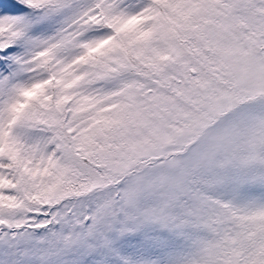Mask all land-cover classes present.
<instances>
[{"label":"rangeland","instance_id":"obj_1","mask_svg":"<svg viewBox=\"0 0 264 264\" xmlns=\"http://www.w3.org/2000/svg\"><path fill=\"white\" fill-rule=\"evenodd\" d=\"M135 1L112 12V5L100 0L105 8L83 25L100 26L98 21L112 14L117 25ZM132 9H144L140 29L149 28L140 48L135 35L132 45L126 38L122 49L110 42L114 48L107 43V49L96 51L109 66L80 72L77 86L94 83L100 90L86 91L81 99L89 104L70 117V130L59 135L57 115L38 99L31 104L43 111H14L10 133L27 135L39 125L35 116L57 129L64 150L48 158L46 179L54 188L44 203L112 190L128 208L179 200L187 205L188 231L195 227L215 242L208 249L196 239L182 241L177 255L187 248L188 258L210 261L221 255L217 241L230 249L241 240L230 217L199 189L224 195L225 204L237 201L243 209L254 205L264 213V0H138ZM149 14L154 18L144 24ZM29 72L42 73L35 67ZM77 106H71L74 113ZM69 147L85 152L86 162ZM5 150L0 146V158ZM224 261L219 264H228ZM235 261L230 254L229 262Z\"/></svg>","mask_w":264,"mask_h":264},{"label":"snow or ice","instance_id":"obj_2","mask_svg":"<svg viewBox=\"0 0 264 264\" xmlns=\"http://www.w3.org/2000/svg\"><path fill=\"white\" fill-rule=\"evenodd\" d=\"M99 2L0 0V92L42 75L29 72L34 67L29 61L38 49L52 48L53 63L59 60L60 68L83 53L80 45L103 38L100 26L83 25L88 18L84 13ZM106 4L118 12L127 0L114 4L106 0ZM10 9L17 11L9 13ZM132 10V5L124 8ZM86 70L80 68L75 74ZM88 90L100 89L93 83L85 86ZM29 135L41 163L64 150L55 128L39 124ZM8 165V160L0 158V180L5 184L0 196L11 201L0 204V264H180L177 250L188 239L191 223L187 205L181 201L128 208L113 198L112 190L57 204L26 202L12 191Z\"/></svg>","mask_w":264,"mask_h":264},{"label":"trees","instance_id":"obj_3","mask_svg":"<svg viewBox=\"0 0 264 264\" xmlns=\"http://www.w3.org/2000/svg\"><path fill=\"white\" fill-rule=\"evenodd\" d=\"M140 1H143L144 3L146 2V0ZM151 1L154 3L168 2V0ZM137 4L138 0L133 2L132 7ZM93 7L95 14L90 15L88 19L101 12L99 3H95ZM96 9H100V11H96ZM143 10L144 9L132 10L129 12L124 11L122 14L123 18L117 25L114 24V14H112L111 18H102L101 21H98L100 23V27L107 30L103 34V38L94 39L91 45L83 47L84 51L81 55L76 56L69 63L64 64L63 67H57V65L60 64L59 60L53 63L52 48L38 49L32 56L29 63H32L35 68H39L43 74L34 82L26 84L20 82V84H18L19 86H16L9 94L7 90L3 91V95L0 96L2 97L0 98V114L1 111L4 112V115L0 120V146H5L6 150L4 152V159L9 161L8 167L13 173L11 182L12 191L16 195L23 197L26 202L40 201L44 203L47 198L46 196L54 188L48 184L46 179L47 174L45 172L49 171V169H45L48 165V158H51V156L55 157V153L48 155L44 158V163H41L40 161L42 157L35 152L34 138L29 135L30 131L27 132V135L25 136H20L15 131L10 133V131H13L9 126L13 120L12 114H14V111L19 113L25 108L43 111L44 107H39L34 103L31 104V101L37 103L39 102L38 99H41L47 104L49 103V107L52 108L54 113L57 115V126L60 133L63 134L64 130L69 131V123L71 122L69 121L70 117L72 120V118L76 116V113H80L83 104L87 103L81 98L88 95L83 86L79 87L76 85V81L79 80V77L83 79L81 73L79 75L75 74L76 69L85 68L87 70L84 72L89 74V72L96 73V66L108 67L109 65L101 59L100 54L96 53V51L107 49V43L113 47V44H110V42L116 43L115 47L122 49L126 45L124 44L126 42V38L130 40L129 44L132 45L135 35H138L137 44L135 45H137L136 47L139 49L144 32L149 29H140L139 23L141 19L143 20V18H145L142 14ZM12 11L17 10L10 9L9 13ZM87 12H85L84 15ZM152 16L153 14H149L148 17H146L144 24L154 18ZM87 20L84 21L86 22ZM151 25L152 24L149 23L150 27ZM135 28L138 29L135 30ZM119 30H122L125 35L124 37L120 35L121 33H119ZM96 41L98 43H95ZM56 47L58 46H53V48ZM110 58L112 57L110 56ZM127 61L135 67V60L133 61L132 57L128 56ZM82 62L86 63L81 66L80 64ZM69 87L73 88V92L69 91ZM87 92H89V90ZM75 103H78V106L77 111L74 113L71 106ZM35 118L37 124L46 123L43 121V117L35 116ZM86 126L88 127L89 123H87ZM84 129L85 128L83 127L81 130L83 131ZM69 148L76 158H82L81 160L84 161L85 158L81 155H85V152H80L77 147ZM70 170H72L71 167ZM61 172L63 173L65 170H61ZM3 187H5L4 181L0 180V188ZM198 191L205 192L202 194L220 206L230 217L236 226L238 236L237 240L240 238L241 243L236 242L230 247V249H227L223 243L217 241L216 245L218 250L221 252V255L218 254L215 259H211L214 263H212L211 260L208 261L206 258H203L201 261H199V259L196 261L195 258H188V249L183 248L181 249V253L178 254L180 264H219L224 259L228 262V264H264V227L261 223V220H264V213L262 211L259 213L258 208L254 205L243 209V207L238 206L237 201L233 204H225V196L218 194L215 191L208 192L204 189H199ZM16 195L12 196L13 200L16 198ZM3 203H11L8 196H0V204ZM193 228V232L189 231V237L184 242L191 244L197 243L196 240H198L202 244V247H206L208 249L213 248L215 241L206 236L205 232L195 230V227ZM230 254H233L236 257V261L233 263L229 262Z\"/></svg>","mask_w":264,"mask_h":264}]
</instances>
